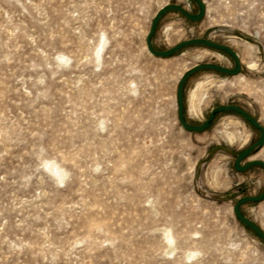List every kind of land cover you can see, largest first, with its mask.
Here are the masks:
<instances>
[{
	"label": "rangeland",
	"instance_id": "obj_1",
	"mask_svg": "<svg viewBox=\"0 0 264 264\" xmlns=\"http://www.w3.org/2000/svg\"><path fill=\"white\" fill-rule=\"evenodd\" d=\"M201 1L200 21L160 18L154 49L208 40L241 71L191 75L185 120L234 105L264 128V0ZM167 5L199 13L193 0H0V264H264L233 212L264 193V168H234L260 132L232 111L202 132L177 116L189 70L235 62L203 45L151 55ZM240 211L264 232V200Z\"/></svg>",
	"mask_w": 264,
	"mask_h": 264
},
{
	"label": "water",
	"instance_id": "obj_2",
	"mask_svg": "<svg viewBox=\"0 0 264 264\" xmlns=\"http://www.w3.org/2000/svg\"><path fill=\"white\" fill-rule=\"evenodd\" d=\"M193 1L199 7V13L197 15H191V14L187 13L182 7L177 6V5H167L163 8H161V10L157 12V14L155 15L154 20L152 22L151 28H150L147 36H146L147 50L151 55H153L155 57L166 58V57L173 55L174 53H176L177 51H179L185 47L192 46V45H203V46L208 47V48H212V49H216V50L225 52L233 58V60L235 62V68L232 70L226 69V68L214 65V64H202V65H198V66L192 68L191 70H189L180 79L179 84L177 86V92H176L178 121L184 130H187L189 132H202L206 128L209 127L211 121L213 120L215 114H217V113L232 111V112L239 114L248 123H250L255 129H257L260 132V138L252 146H250L249 148H247L246 150H244L238 154L236 161H235L234 168H235V170L240 171V172L245 171V170H247L253 166H260V167L264 168V162H262V161H251L245 165H241V162L243 161V159L247 158L256 149H258L264 145V128L253 117H251L247 112H245L241 108L234 106V105L220 106V107L216 108L215 110H213V112L210 114L207 122L205 124H203L202 126H192V125L188 124L185 120L184 113H183V86H184V83L186 82V80L191 75H193L196 72L201 71V70H214V71H217L219 73L226 74V75H231V76L236 75L241 71V65L239 62L238 55L232 49H230L227 46L216 44V43L210 42L208 40H204V39H193V40L185 41V42H182V43L178 44L177 46H175L172 49H169L167 51H157L154 49V47L152 45V37H153V34L156 30L157 24H158L160 18L165 13L172 11V10H175V11L181 13L185 18H187L189 21H192V22L200 21L203 18V15L205 12V7H204L203 2L201 0H193ZM262 200H264V193L260 196H257V197H245L236 203V205L234 206L233 212H234V215L237 218V220H239L242 224H244L249 229H251L264 243V232L259 227H257L254 223H252L250 220L245 218L240 211V208L244 203L259 202Z\"/></svg>",
	"mask_w": 264,
	"mask_h": 264
},
{
	"label": "bare ground",
	"instance_id": "obj_3",
	"mask_svg": "<svg viewBox=\"0 0 264 264\" xmlns=\"http://www.w3.org/2000/svg\"><path fill=\"white\" fill-rule=\"evenodd\" d=\"M100 45H101V44H100ZM101 49H102V48H101ZM252 66H253V65H252ZM232 139H233V137H232ZM48 169H51V170H52V169H55V171L57 170V172H58V176H59V177H62V176H63V173L59 170V168H57V167L54 166V165H53V166H49ZM56 175H57V174H56ZM166 238L168 239L169 242H171V238H170L168 235L166 236Z\"/></svg>",
	"mask_w": 264,
	"mask_h": 264
}]
</instances>
